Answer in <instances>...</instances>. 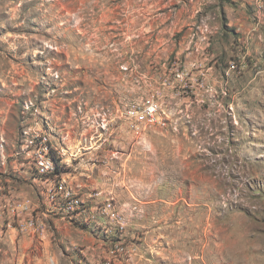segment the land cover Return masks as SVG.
Wrapping results in <instances>:
<instances>
[{
	"label": "rangeland",
	"instance_id": "rangeland-1",
	"mask_svg": "<svg viewBox=\"0 0 264 264\" xmlns=\"http://www.w3.org/2000/svg\"><path fill=\"white\" fill-rule=\"evenodd\" d=\"M248 1L0 0V264H52L16 250L8 194L21 163L44 179V139L58 163L43 189L62 179L52 113L70 108L105 117L88 141L116 160L109 183L140 201L157 191L147 216L121 200L127 225L100 204L115 224L90 225L101 247L87 264H232L240 239L264 261V1Z\"/></svg>",
	"mask_w": 264,
	"mask_h": 264
},
{
	"label": "crops",
	"instance_id": "crops-1",
	"mask_svg": "<svg viewBox=\"0 0 264 264\" xmlns=\"http://www.w3.org/2000/svg\"><path fill=\"white\" fill-rule=\"evenodd\" d=\"M219 1L234 4L231 3V0ZM248 2L252 5L254 3L255 9V1L249 0ZM54 114H57V119L63 120V123L54 129V135L51 137L56 140L58 152H62L60 162L68 166L67 172L61 174L66 183L65 189L80 197L83 207H80L81 211L77 210L69 214L62 207L60 200L54 203L48 201L46 190L43 189L41 181L43 179L33 175L29 166L23 167L21 163V167L13 169V172L16 180L23 185L20 187L14 185L12 192L8 194L12 209L16 214L13 217L15 223L9 232L16 239L18 252H31L36 257L50 258L52 264H87L92 260L96 261V249L101 247L100 240L97 239L96 233L90 225L97 224L107 218L109 219L108 224H115L114 217L107 216L105 218L98 215L96 210L100 204L104 206L106 202L114 200L116 210L126 211L124 214H120L121 217L117 214V220L123 219L127 225L133 221V217H131L133 212H128L123 208L120 204L121 200H133L134 202L125 204L131 208H134V203L137 201L139 205L135 203V206L144 211L147 216L150 209H153V204L156 201L153 199L157 191H150L149 198L140 201L134 197L130 188L119 189L115 188V183H109V178L106 177L103 168L108 167L107 164L110 163L108 169H112L111 166L116 164V160L109 152H105L104 143L95 141V139L88 141V137H91L92 134L93 136L99 134L97 132L98 122H104L105 117H102V121H100L99 118L92 115L85 120L81 116H77L75 108L74 110L70 108L65 116L61 111L53 112L52 116ZM100 162H105V165H101ZM18 165L19 163H15L14 167ZM129 211L131 210L129 209ZM112 213L114 214V212ZM30 223L33 225L31 226ZM84 224L87 229L82 227ZM241 242L240 239L236 245L240 256L234 257L232 264H256L254 257L251 256L254 252L243 253L242 245L239 244ZM250 242L249 239V244L245 245L246 250L252 249ZM195 263L202 264L200 261ZM259 264H264V261H260Z\"/></svg>",
	"mask_w": 264,
	"mask_h": 264
},
{
	"label": "built area",
	"instance_id": "built-area-1",
	"mask_svg": "<svg viewBox=\"0 0 264 264\" xmlns=\"http://www.w3.org/2000/svg\"><path fill=\"white\" fill-rule=\"evenodd\" d=\"M146 106V110L150 115L157 112V105L155 103L147 101ZM55 159L58 160V156L55 154V151H53V148L50 145V141L48 142L46 139H44L39 149L37 150V154L35 155L34 159L36 173L39 176L44 177L43 180L49 179V177H51V175L56 172ZM53 178H55V175L53 176ZM49 181L50 186L46 188V197L48 201L54 203L60 200L62 203V207L69 214L80 209L81 205L79 199L74 197L71 192L65 189V181H63L62 179ZM46 182H48V180ZM30 225L32 226L33 224L30 223ZM106 264H110V262L108 261Z\"/></svg>",
	"mask_w": 264,
	"mask_h": 264
},
{
	"label": "trees",
	"instance_id": "trees-1",
	"mask_svg": "<svg viewBox=\"0 0 264 264\" xmlns=\"http://www.w3.org/2000/svg\"><path fill=\"white\" fill-rule=\"evenodd\" d=\"M55 161H56V164L58 163V160L57 159H55Z\"/></svg>",
	"mask_w": 264,
	"mask_h": 264
}]
</instances>
